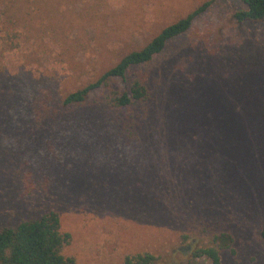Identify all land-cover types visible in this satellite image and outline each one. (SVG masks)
Returning <instances> with one entry per match:
<instances>
[{"label":"rangeland","instance_id":"1","mask_svg":"<svg viewBox=\"0 0 264 264\" xmlns=\"http://www.w3.org/2000/svg\"><path fill=\"white\" fill-rule=\"evenodd\" d=\"M10 2L12 0H4ZM149 64L147 100L63 96L203 3ZM19 45L0 54V229L52 212L75 264H209L174 251L228 235L220 264H264V24L236 0H16Z\"/></svg>","mask_w":264,"mask_h":264},{"label":"trees","instance_id":"2","mask_svg":"<svg viewBox=\"0 0 264 264\" xmlns=\"http://www.w3.org/2000/svg\"><path fill=\"white\" fill-rule=\"evenodd\" d=\"M243 9L233 13L236 24H264V0H236ZM10 2L0 0V54L14 51L19 45V17ZM209 2L195 8L189 14L164 27L148 43L138 50L124 54L114 65L93 81L85 83L65 94L60 105L72 108L82 105L88 95L104 90V103L114 110L132 107L147 100L144 79H132L122 91H113L110 84L123 82L127 71L149 64L164 49L167 42L184 34L193 20L208 7ZM259 238L264 244V221ZM69 235L59 231L56 215L49 212L36 220L23 221L13 228L0 229V264H75L70 257L61 255V249L68 244ZM231 239L223 233L211 236L206 246L191 253L192 258H203L209 264H220L219 252L230 247ZM154 258L147 254L126 256L122 264H153Z\"/></svg>","mask_w":264,"mask_h":264},{"label":"water","instance_id":"3","mask_svg":"<svg viewBox=\"0 0 264 264\" xmlns=\"http://www.w3.org/2000/svg\"><path fill=\"white\" fill-rule=\"evenodd\" d=\"M174 251L182 252L183 253L182 255L185 256V255H191L193 250L191 249V247L189 245H186L185 247L177 248Z\"/></svg>","mask_w":264,"mask_h":264}]
</instances>
